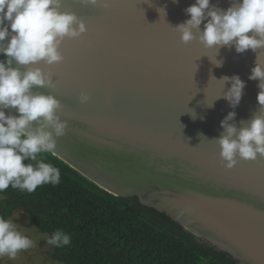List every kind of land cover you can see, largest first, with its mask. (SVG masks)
Wrapping results in <instances>:
<instances>
[{
	"label": "water",
	"instance_id": "obj_1",
	"mask_svg": "<svg viewBox=\"0 0 264 264\" xmlns=\"http://www.w3.org/2000/svg\"><path fill=\"white\" fill-rule=\"evenodd\" d=\"M210 2L226 10L234 0ZM193 3L63 0L62 10L75 12L87 30L64 38L60 62L37 65L52 71L53 86L33 90L59 99L68 124L53 154L108 193L176 220L239 264H264V156H237L227 168L215 140L228 112L235 111L237 128L260 114L259 81L248 77L264 49L217 52L198 38L181 41L174 26L190 19L185 9ZM234 74L246 85L233 109L219 79ZM82 92L87 102L81 103Z\"/></svg>",
	"mask_w": 264,
	"mask_h": 264
},
{
	"label": "clouds",
	"instance_id": "obj_2",
	"mask_svg": "<svg viewBox=\"0 0 264 264\" xmlns=\"http://www.w3.org/2000/svg\"><path fill=\"white\" fill-rule=\"evenodd\" d=\"M82 3L95 6L98 0ZM62 5L63 0H0V53L7 57L0 60V192L11 186L33 193L39 186H55L61 180L60 169L45 162L42 154L55 151L57 139L65 135L68 124L60 115L59 99L33 89L53 86V73L37 65L41 61L47 65L60 62L63 57L59 47L64 38L79 37L87 30L77 14L62 10ZM185 11L190 19L174 26L185 43L198 38L217 52L225 46H234L237 53L264 49V0H234L226 10L210 0H195ZM211 61L216 66L223 63L216 58ZM19 66L25 67L22 70ZM248 78L259 81L260 114L242 121L240 128L232 123L235 111L221 120L224 131L215 140L227 168L237 163V156L252 160L258 154L264 156V60L258 55ZM219 81L223 82V98L234 109L246 82L238 74L223 76ZM226 83L231 87L224 91ZM79 99L84 103L89 96L82 92ZM47 243L64 247L71 243V236L58 229ZM34 246L35 241L12 219L0 216V258L15 259L20 251Z\"/></svg>",
	"mask_w": 264,
	"mask_h": 264
},
{
	"label": "trees",
	"instance_id": "obj_3",
	"mask_svg": "<svg viewBox=\"0 0 264 264\" xmlns=\"http://www.w3.org/2000/svg\"><path fill=\"white\" fill-rule=\"evenodd\" d=\"M45 162L60 169L58 185L45 184L33 193L9 186L0 192V216L21 210L48 238L56 230L71 243L51 245L49 258L59 264H239L179 222L137 199L108 193L53 153Z\"/></svg>",
	"mask_w": 264,
	"mask_h": 264
},
{
	"label": "rangeland",
	"instance_id": "obj_4",
	"mask_svg": "<svg viewBox=\"0 0 264 264\" xmlns=\"http://www.w3.org/2000/svg\"><path fill=\"white\" fill-rule=\"evenodd\" d=\"M10 219L17 224L18 229L24 235L35 241V246L20 251L15 259H9L6 256L0 258V264H59L49 258L48 254L51 251V244L47 243L48 237L35 229L28 215L18 210L13 213Z\"/></svg>",
	"mask_w": 264,
	"mask_h": 264
},
{
	"label": "snow or ice",
	"instance_id": "obj_5",
	"mask_svg": "<svg viewBox=\"0 0 264 264\" xmlns=\"http://www.w3.org/2000/svg\"><path fill=\"white\" fill-rule=\"evenodd\" d=\"M72 7V5H69V8H71ZM51 71V70H50ZM52 72V71H51Z\"/></svg>",
	"mask_w": 264,
	"mask_h": 264
}]
</instances>
